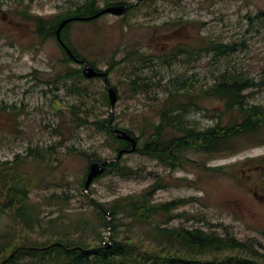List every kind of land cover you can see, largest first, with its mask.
<instances>
[{
  "label": "rangeland",
  "instance_id": "rangeland-1",
  "mask_svg": "<svg viewBox=\"0 0 264 264\" xmlns=\"http://www.w3.org/2000/svg\"><path fill=\"white\" fill-rule=\"evenodd\" d=\"M85 1L0 0V168L16 167L30 182L43 225L32 237L55 233L50 239L109 246L110 227L91 201L109 204L155 185L153 203L178 202L169 226L228 233L264 253V142L216 157L187 150L171 168L136 149L116 159L119 144L96 124L111 117L109 126L131 132L140 150L183 82L199 96L183 118L204 128L222 104L201 90L224 71L254 82L249 102L264 105V0H94V10L128 8L72 21L66 33L81 59L106 73L117 94L112 109L103 79L74 76L80 65H62L54 39L35 33L37 18L53 22ZM99 160L131 173L96 176L87 192L88 165ZM114 222L117 239L133 237L141 250H153L148 227L123 216ZM12 225L0 214V231Z\"/></svg>",
  "mask_w": 264,
  "mask_h": 264
},
{
  "label": "trees",
  "instance_id": "trees-1",
  "mask_svg": "<svg viewBox=\"0 0 264 264\" xmlns=\"http://www.w3.org/2000/svg\"><path fill=\"white\" fill-rule=\"evenodd\" d=\"M94 9V0H88L57 16L53 22L37 18V26H49L54 32L59 20L71 16H88L97 11ZM21 15L26 14L21 12ZM67 46L76 58L81 59L69 43ZM217 50L220 51L219 48ZM69 75L72 77V74ZM74 76L82 77L81 65L79 70H74ZM186 85L183 82L177 84L176 97L169 93L165 100L166 108L152 125L148 141L140 150H136L172 168L183 160L181 153L187 150L216 157L219 154L236 153L259 141L264 142V105L250 103L249 95L246 94L254 82L239 74L224 71L214 84L201 90L204 97L210 96L222 104L211 124L204 128L189 125L183 118L184 113L195 106L193 96L197 95L199 99L193 88H185ZM108 120L109 117L97 119L96 124L101 129L105 128L106 133L119 144L118 150L128 148L126 141L113 136L111 126H106ZM32 151L36 152V149ZM116 159L120 157L116 156ZM102 164L104 172L101 175L111 170L121 175L131 173L124 165ZM15 169L0 168V214H7L14 223L13 228L8 226L4 232L0 231V264H264V253L228 233L220 235L201 227L169 226L173 217L171 212L178 202L153 203L155 185L137 194L117 198L109 204L91 201L104 225L110 227L112 237L108 239L109 246L103 239L99 245H91L80 237L70 239L57 236L50 239L55 233L49 234L44 240L32 237L34 229L39 232L43 225L35 203L28 196L30 182ZM86 191L89 192L88 188ZM107 215L111 222L106 219ZM119 216L139 226L148 227L152 251L138 248V242L133 241V237L125 236L121 240L116 238L114 221Z\"/></svg>",
  "mask_w": 264,
  "mask_h": 264
},
{
  "label": "water",
  "instance_id": "water-1",
  "mask_svg": "<svg viewBox=\"0 0 264 264\" xmlns=\"http://www.w3.org/2000/svg\"><path fill=\"white\" fill-rule=\"evenodd\" d=\"M127 8H128V5L122 4V3H117V4L107 5L101 9L97 10L95 13L88 15V16L67 17V18H65L59 22V24L56 28V37H58L60 29L65 24H67L69 22L76 21V20H82V21L91 20V19L97 18L98 16L105 14V13H109V14H112L115 16H119V15H122L126 11ZM65 49H66L67 53L69 54V57L74 62L82 64L81 74L84 78H86V79H90V78H94V77H102L103 78V81H104L105 86H106V93H107L109 106H110V109H112L116 100H117V94H116L115 89L112 86H110V84L107 82L106 73L94 69V67L90 66L85 61H83L79 58H76L72 54L70 49H68L66 47H65ZM110 124H111V117L109 118L106 126H109ZM110 130L116 139L126 141L129 144L128 148H121L120 150H118L117 157H120L125 152H132L136 149V144H137L136 138L134 136H132L130 133H128L126 130H123V129H120L117 127H111ZM102 163H104V162L92 161L88 165V169H87L86 177H85V181H84V188L85 189H87L89 187L90 183L92 182V180L96 176L101 175L104 172V166Z\"/></svg>",
  "mask_w": 264,
  "mask_h": 264
},
{
  "label": "flooded vegetation",
  "instance_id": "flooded-vegetation-1",
  "mask_svg": "<svg viewBox=\"0 0 264 264\" xmlns=\"http://www.w3.org/2000/svg\"><path fill=\"white\" fill-rule=\"evenodd\" d=\"M63 19H65V18H63ZM60 21L61 20H59L57 22V25L55 27L54 32L52 31L51 27L45 26V25H43V27L42 26L38 27L37 25H35L34 29H35V33H36L37 37L40 38V40L46 41L47 39H54V42H55L57 48L61 52V56H62L61 57V64L62 65H66L67 64V60L69 59V54L67 53V51L65 49V47L68 48V46H67L68 39H67V33H66V27H65L66 24L60 29L58 37H56V28H57V26H58ZM63 28H64V31H63ZM52 33H53V35H52ZM79 64L82 66L81 63H79ZM96 70H98V69H96Z\"/></svg>",
  "mask_w": 264,
  "mask_h": 264
}]
</instances>
